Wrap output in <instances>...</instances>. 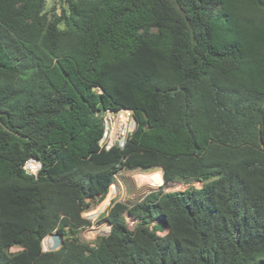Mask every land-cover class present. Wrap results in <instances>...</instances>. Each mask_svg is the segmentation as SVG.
I'll list each match as a JSON object with an SVG mask.
<instances>
[{
    "label": "trees",
    "instance_id": "1",
    "mask_svg": "<svg viewBox=\"0 0 264 264\" xmlns=\"http://www.w3.org/2000/svg\"><path fill=\"white\" fill-rule=\"evenodd\" d=\"M46 1L0 0V264H264V0ZM120 108L136 128L105 150ZM122 168L201 187L105 203L83 242Z\"/></svg>",
    "mask_w": 264,
    "mask_h": 264
},
{
    "label": "rangeland",
    "instance_id": "2",
    "mask_svg": "<svg viewBox=\"0 0 264 264\" xmlns=\"http://www.w3.org/2000/svg\"><path fill=\"white\" fill-rule=\"evenodd\" d=\"M68 0H47L44 10L48 14L49 18H54L55 16H58L61 13V10L63 8L68 7ZM29 162V163H28ZM26 163V169L31 172L33 169L35 170L36 167L32 165H36L33 163V161H28ZM159 170L162 172L161 168H151V169H120L115 174V180L111 184L109 192L107 196L97 204H92L91 208L89 210H86L83 212V217L87 218L91 221L90 225L85 226L84 228L80 229L78 236L83 242H89L93 244V242L96 240L97 237L102 235H107L110 231V225L106 221L105 217L108 214L109 207L115 203L116 201H123V202H134L141 197H143L146 193L152 190H157L160 188H163L164 191H182L187 188L191 187H201V182L195 181V180H179L170 182L167 184H164V178L163 183L162 179L158 187H154L152 185H140L135 175L137 173H151L153 171ZM109 204L108 208L104 212H99L100 208L104 204ZM125 219L128 223V225L133 228L135 223L137 222L136 219L132 218L128 214H125ZM161 221L157 220L153 224H157ZM106 229L105 231H98L96 234H93L98 229ZM159 233H163V231H158ZM64 240V236H63ZM47 242L46 238L43 240V249L46 248ZM19 247H12L11 251H17L19 250Z\"/></svg>",
    "mask_w": 264,
    "mask_h": 264
},
{
    "label": "built area",
    "instance_id": "3",
    "mask_svg": "<svg viewBox=\"0 0 264 264\" xmlns=\"http://www.w3.org/2000/svg\"><path fill=\"white\" fill-rule=\"evenodd\" d=\"M103 122V133L99 140V146L105 150L117 146L123 148L136 128L134 112L130 108L118 110L106 109L101 114ZM36 164L35 170L29 173H36L41 164L37 160H31ZM26 168V165H25ZM158 187V186H154Z\"/></svg>",
    "mask_w": 264,
    "mask_h": 264
},
{
    "label": "bare ground",
    "instance_id": "4",
    "mask_svg": "<svg viewBox=\"0 0 264 264\" xmlns=\"http://www.w3.org/2000/svg\"><path fill=\"white\" fill-rule=\"evenodd\" d=\"M32 166L36 167L37 165H32ZM160 174H161V171H159V170L153 171L151 173H137L135 175V178L140 185L158 186L161 182ZM98 231H105L106 232V229L105 228L98 229L93 234H96ZM45 238H46L47 244H49L50 238L48 236H46Z\"/></svg>",
    "mask_w": 264,
    "mask_h": 264
},
{
    "label": "water",
    "instance_id": "5",
    "mask_svg": "<svg viewBox=\"0 0 264 264\" xmlns=\"http://www.w3.org/2000/svg\"><path fill=\"white\" fill-rule=\"evenodd\" d=\"M108 222V221H107ZM110 225V223L108 222ZM153 229L156 231H163L165 229V225L163 223H157L153 226ZM110 230H111V225H110ZM110 232V231H109ZM50 238L49 244H47L46 248L44 250L52 251L58 249L63 243V235L57 232H53L48 235Z\"/></svg>",
    "mask_w": 264,
    "mask_h": 264
},
{
    "label": "clouds",
    "instance_id": "6",
    "mask_svg": "<svg viewBox=\"0 0 264 264\" xmlns=\"http://www.w3.org/2000/svg\"><path fill=\"white\" fill-rule=\"evenodd\" d=\"M30 161V160H29ZM163 175V174H162Z\"/></svg>",
    "mask_w": 264,
    "mask_h": 264
}]
</instances>
